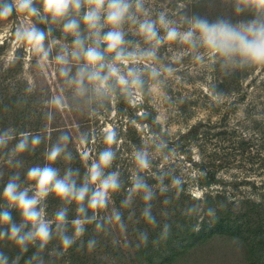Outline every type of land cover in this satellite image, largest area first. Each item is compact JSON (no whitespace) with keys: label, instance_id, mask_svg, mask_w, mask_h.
I'll return each instance as SVG.
<instances>
[{"label":"rangeland","instance_id":"1","mask_svg":"<svg viewBox=\"0 0 264 264\" xmlns=\"http://www.w3.org/2000/svg\"><path fill=\"white\" fill-rule=\"evenodd\" d=\"M143 3L149 18L155 20L163 12L181 30L193 17L233 24L264 19V11L251 0ZM34 6L42 13L40 0H34ZM34 22L47 33L46 46L59 42L53 43L46 65L38 63V56L26 44L16 42L15 30L25 23L22 17L14 12L7 21L0 22V132L13 133L7 148L0 150V192L13 176L18 177L22 187H28V169L45 166L46 153L60 143L64 134L70 137L66 151L72 158L65 160L62 155L53 166L63 177L67 169L77 170L75 165L80 163L83 168L78 169L77 183L81 184L88 165L108 147L105 136L109 131L115 133L117 143L111 147L116 158L106 174L118 171L121 188L113 194L107 209L97 213L92 224L85 225L84 233L67 250L61 244L55 214L66 210L63 233L72 237L71 220L79 216L77 205L50 193L42 203L46 218L53 220V235L41 253L30 256L33 264H142L140 258L144 255L137 257V252L143 236L153 235L154 241L155 237L159 240L161 226L184 218L197 231L207 229L221 209L234 219L249 214L252 220L264 222V64L207 54L197 60L202 49L189 51L179 43L163 44L155 64L161 74L153 81L145 72V88L135 102L125 97V103H120L119 92L104 100L79 97L59 76L58 65L52 61L60 45L70 46L72 38H66L61 24L50 17L45 22ZM124 30L126 40L131 42L129 47H147L134 26L126 24ZM159 31L164 34L163 29ZM57 96L62 98L60 107L51 103ZM143 115L160 129L151 122H142ZM24 126L29 148L12 155ZM33 136L41 138L35 148L31 146ZM138 150H146L151 162L150 169L139 174L154 194L148 203L155 224L143 218L146 205L142 196H134L129 207L123 205L129 196L131 177L138 172L134 160ZM175 179L180 180L178 186L173 184ZM191 197L200 201L198 205L189 203ZM178 200L185 204L178 205ZM14 209L0 201V211L10 213ZM85 209L90 210L86 201ZM113 209L121 213L123 229L109 223ZM11 215L14 222H20L19 214ZM38 245V241L33 244ZM201 250L184 256L177 264H247L240 245L223 237ZM4 252L8 253L7 249L0 254L6 257Z\"/></svg>","mask_w":264,"mask_h":264},{"label":"clouds","instance_id":"2","mask_svg":"<svg viewBox=\"0 0 264 264\" xmlns=\"http://www.w3.org/2000/svg\"><path fill=\"white\" fill-rule=\"evenodd\" d=\"M40 3L42 13L40 8L34 6V0H0V22L7 21L14 12L23 18L25 23L16 28L15 40L26 44L38 56L41 65L49 63L53 43L59 42H50L46 46L47 33L38 28L34 21L45 22L50 17L53 22L60 23L64 36L72 39L70 46L60 45L52 61L58 65L59 76L79 97L104 100L119 92L130 102H135L145 88V72L153 81L161 74V69L155 64L157 51L163 44L179 43L189 51L202 49L203 52L195 57L197 60H202L203 55L207 54L214 58L227 60L239 57L255 64H264V19L233 24L227 20L209 22L193 17L186 21L187 27L181 30L163 12L155 20L149 18L143 0H40ZM251 3L264 11V0H251ZM126 24L134 26L136 34L147 47L139 44L129 47L131 42L125 38ZM160 29L164 30L163 35ZM164 71L170 72L171 69L165 68ZM51 103L60 107L62 98L54 97ZM21 136L12 155L22 154L29 148V135L21 133ZM12 138L11 130L0 132V150L7 148ZM69 139L67 134L60 137V143L53 145L46 153L48 163L45 166L28 169V187H22L18 177L13 176L0 192V201L6 202L9 208L17 209L21 217L20 222L16 223L8 211H0V226H6L0 227V241L14 243L22 253L37 241L43 248L52 238L53 220L46 218L42 203L50 193L61 201L77 205L79 216L71 221L74 228L72 237L63 233L67 223L66 210L55 214L61 244L67 250L84 233L85 225L91 223L97 213L107 209L113 194L121 188L118 171L106 174L116 158L111 147L117 143L114 132L109 131L105 136L108 147L99 153L98 160L88 165L81 184L77 183L78 170L69 168L61 177L59 170L53 166L62 155L65 160H71V153L66 151ZM40 142L39 136L31 138L33 148ZM134 160L138 172L131 177L129 196L123 205L129 207L134 196H142L146 205L143 218L147 223L155 224L148 203L154 194L139 174L150 169L149 154L146 150H138ZM173 184L178 186L180 180L175 179ZM30 191L33 194L30 195ZM85 201L87 209L93 213L92 217L86 216ZM108 221L124 228L121 213L115 209ZM100 228L98 223L97 229ZM0 264H8L2 254Z\"/></svg>","mask_w":264,"mask_h":264},{"label":"trees","instance_id":"3","mask_svg":"<svg viewBox=\"0 0 264 264\" xmlns=\"http://www.w3.org/2000/svg\"><path fill=\"white\" fill-rule=\"evenodd\" d=\"M37 25L38 22H35ZM38 27V26H37ZM42 29V28H41ZM120 103H125V96L119 94ZM3 107V105L1 106ZM149 116L143 115L140 120L142 122H151L157 129H160L158 124L149 121ZM25 127V126H24ZM22 127L20 133H26L27 127ZM80 163L75 165L78 170L81 167ZM83 168V166L81 167ZM83 180L81 179V182ZM52 194V193H51ZM52 196H55L52 194ZM55 198V197H53ZM183 198V196H181ZM192 198V197H191ZM189 203L196 204L199 200L192 198ZM184 201L178 200V205H183ZM185 204V202H184ZM187 204V203H186ZM10 214H19L17 209L10 211ZM91 210H86V216L92 217ZM225 214V210H219L216 214L213 225L207 229L197 231L195 227L190 224L187 225L189 219H182V221L168 222V225L161 226L159 240L153 235L143 236L141 239V246L137 252V257L140 255L142 264H177L184 256H191L196 253L199 254L201 249H204L207 244L213 242L216 238H225L230 241L238 243L245 255L247 264H264V222L263 219L257 221L252 220L249 214L245 215L243 219H234L231 213ZM191 217V216H190ZM72 221V220H71ZM16 223L19 221H15ZM93 221L87 225L92 224ZM6 227V226H2ZM139 243V242H138ZM7 244V246H6ZM0 251L7 249L6 258L8 264H33L30 256L41 253V247L30 244L26 252H21L20 249L12 242L3 240L0 242Z\"/></svg>","mask_w":264,"mask_h":264}]
</instances>
